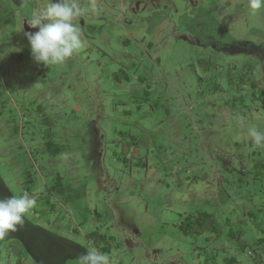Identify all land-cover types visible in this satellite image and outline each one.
Masks as SVG:
<instances>
[{
  "label": "rangeland",
  "instance_id": "374dc122",
  "mask_svg": "<svg viewBox=\"0 0 264 264\" xmlns=\"http://www.w3.org/2000/svg\"><path fill=\"white\" fill-rule=\"evenodd\" d=\"M49 2L0 0V199L36 201L0 264H264V8L77 0L84 46L47 68Z\"/></svg>",
  "mask_w": 264,
  "mask_h": 264
},
{
  "label": "clouds",
  "instance_id": "9594fccd",
  "mask_svg": "<svg viewBox=\"0 0 264 264\" xmlns=\"http://www.w3.org/2000/svg\"><path fill=\"white\" fill-rule=\"evenodd\" d=\"M249 6L255 14L264 8V0H249ZM90 7L95 9V0H92ZM84 11L87 9L82 10L77 0H50L41 12L33 14L27 23L31 28H38V31L24 32V37L34 62L42 63L47 68L49 65L63 64L83 48L82 33L75 21ZM248 134L256 147L264 148V131L251 127ZM35 206L36 201L29 198L27 193L0 199V240L23 227L26 214ZM80 261L81 264H110L109 256L95 249L87 251Z\"/></svg>",
  "mask_w": 264,
  "mask_h": 264
}]
</instances>
